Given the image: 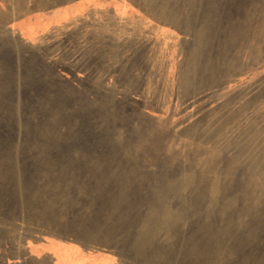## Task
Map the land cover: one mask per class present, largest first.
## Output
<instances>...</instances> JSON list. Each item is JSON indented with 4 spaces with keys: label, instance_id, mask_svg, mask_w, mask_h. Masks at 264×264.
Wrapping results in <instances>:
<instances>
[{
    "label": "rangeland",
    "instance_id": "rangeland-1",
    "mask_svg": "<svg viewBox=\"0 0 264 264\" xmlns=\"http://www.w3.org/2000/svg\"><path fill=\"white\" fill-rule=\"evenodd\" d=\"M0 264H264V0H0Z\"/></svg>",
    "mask_w": 264,
    "mask_h": 264
}]
</instances>
